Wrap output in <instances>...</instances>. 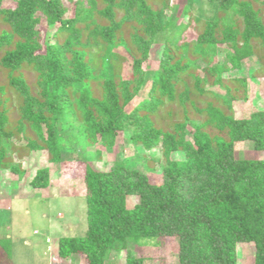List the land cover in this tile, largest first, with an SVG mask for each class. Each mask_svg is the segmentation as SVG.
I'll list each match as a JSON object with an SVG mask.
<instances>
[{
    "label": "trees",
    "instance_id": "16d2710c",
    "mask_svg": "<svg viewBox=\"0 0 264 264\" xmlns=\"http://www.w3.org/2000/svg\"><path fill=\"white\" fill-rule=\"evenodd\" d=\"M2 1L0 180L5 171L23 177L31 153L59 164L78 145L112 149L124 133L135 147L160 149L164 161L161 182L152 183L123 162L99 171L77 160L85 165L86 231L58 239L59 259L106 264L125 251L126 264H142L132 242L173 237L176 264H238L239 243H253L252 264H264V159L235 149L264 151V110L236 118L246 79L224 77L264 52V0H208L217 4L211 20L179 26L168 14L176 0ZM158 44V68L147 72ZM257 72L264 76L263 63ZM147 81V98L132 106ZM50 173L38 169L31 187L48 188ZM130 196L138 198L131 208ZM1 242L0 264H12Z\"/></svg>",
    "mask_w": 264,
    "mask_h": 264
},
{
    "label": "rangeland",
    "instance_id": "374dc122",
    "mask_svg": "<svg viewBox=\"0 0 264 264\" xmlns=\"http://www.w3.org/2000/svg\"><path fill=\"white\" fill-rule=\"evenodd\" d=\"M176 4L175 10L168 11V14L176 18L178 26L188 24L195 18L211 20L217 11V4H211L208 0H176ZM184 4L190 5L189 13H184ZM14 6L15 0L2 1L4 8ZM41 31L45 37L47 30L42 27ZM195 37V32L189 29L187 39L193 40ZM162 50L160 44L152 47L149 61L145 65L147 72L158 68ZM217 53V59L221 62L225 56L224 47H218ZM262 57L264 52L260 50L257 55L245 59L240 70L224 75L226 80L236 77L246 79V96L234 103L236 118H246L254 111L264 110V76L256 75L261 64H264ZM150 85V81L144 84L132 106L147 98ZM216 90L222 92L219 88ZM240 93L238 91L237 95L240 96ZM129 138L128 133L119 135L112 149L104 148L101 144L89 149H81L78 145L59 164H50L44 153H31L22 162L26 171L23 177L4 172L0 180V242L9 246L12 264H86L81 255L61 260L56 253L59 238L80 237L86 231L85 165L77 160H88L92 168L99 171H107L115 163L123 162L147 175L152 183L161 182L164 161L160 149L146 151L142 147L133 146ZM235 149L237 157L264 159V151H254L247 143H238ZM172 158L182 161L184 154L176 153ZM45 166L51 171L48 188L40 190L31 187L30 181L35 172ZM137 202V197H128L129 208ZM145 242H132L129 246L136 258L143 259L142 264H176V238L168 237L158 244ZM254 253L253 243H239L238 264H252ZM106 264H126V252H111Z\"/></svg>",
    "mask_w": 264,
    "mask_h": 264
}]
</instances>
